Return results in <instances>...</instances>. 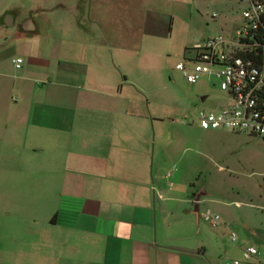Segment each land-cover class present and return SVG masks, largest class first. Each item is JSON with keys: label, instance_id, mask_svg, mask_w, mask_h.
I'll return each instance as SVG.
<instances>
[{"label": "crops", "instance_id": "crops-1", "mask_svg": "<svg viewBox=\"0 0 264 264\" xmlns=\"http://www.w3.org/2000/svg\"><path fill=\"white\" fill-rule=\"evenodd\" d=\"M120 1L9 3L41 17L20 27L35 55L0 72L11 94L0 98V213L16 220L0 218V264H223L193 226L205 185L193 198L191 181L167 173L181 161L150 91L109 61V43L134 40L131 15L127 31L108 18ZM30 219L37 230L21 228Z\"/></svg>", "mask_w": 264, "mask_h": 264}, {"label": "rangeland", "instance_id": "rangeland-1", "mask_svg": "<svg viewBox=\"0 0 264 264\" xmlns=\"http://www.w3.org/2000/svg\"><path fill=\"white\" fill-rule=\"evenodd\" d=\"M10 1L17 0H0L3 73L15 71L12 59L35 55L36 37H30L34 33L30 38L22 36L20 27L24 21L36 24L41 17L39 11L13 8L15 3ZM243 9L238 0H122L108 10V18L123 20L125 31L130 15L134 24L133 41L108 44L109 61L116 71L150 91L151 114L162 120L171 162L181 161L174 167L167 162V173L191 181L193 198L198 196V185H205L199 211L217 215L219 224L212 228L201 218L196 223L194 217L193 226L201 230L199 239L208 252L223 264H244L240 245L255 248L259 258L264 256V140L225 129L200 128L199 113L224 109L227 95L218 85L212 86L213 79L207 75L187 83L175 65L186 63L195 45L204 40L217 35L231 38L242 23ZM212 13L217 14L215 19ZM10 96L9 89L0 90V98ZM0 218L16 221L2 213ZM35 220L38 223L40 218L35 216ZM27 221L21 228L37 230L32 219ZM230 233L236 235L235 242L230 241ZM256 258L248 264H261L253 261Z\"/></svg>", "mask_w": 264, "mask_h": 264}, {"label": "built area", "instance_id": "built-area-1", "mask_svg": "<svg viewBox=\"0 0 264 264\" xmlns=\"http://www.w3.org/2000/svg\"><path fill=\"white\" fill-rule=\"evenodd\" d=\"M238 2L244 5L242 23L231 38L217 35L196 44L193 55L186 63L178 62L175 69L189 84L207 75L213 79L212 86L218 85L227 95L224 109L199 113L200 128L225 129L264 140V0ZM216 17V13L211 14V19ZM21 62L14 59V67L20 68ZM203 218L212 228L219 224V217L210 211ZM230 241H236L234 233H230ZM241 256L248 261L259 254L247 247ZM259 260L264 264V256Z\"/></svg>", "mask_w": 264, "mask_h": 264}, {"label": "water", "instance_id": "water-1", "mask_svg": "<svg viewBox=\"0 0 264 264\" xmlns=\"http://www.w3.org/2000/svg\"><path fill=\"white\" fill-rule=\"evenodd\" d=\"M204 99V97L202 98V100Z\"/></svg>", "mask_w": 264, "mask_h": 264}]
</instances>
